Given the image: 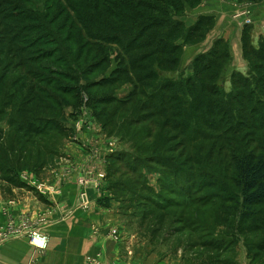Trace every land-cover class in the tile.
I'll return each instance as SVG.
<instances>
[{
  "label": "trees",
  "instance_id": "trees-1",
  "mask_svg": "<svg viewBox=\"0 0 264 264\" xmlns=\"http://www.w3.org/2000/svg\"><path fill=\"white\" fill-rule=\"evenodd\" d=\"M202 2L0 0V183L24 188L19 172L45 168L67 137L66 110L86 98L103 131L131 145L107 167L128 225L138 219L153 235L178 223L196 248L217 253L253 238L248 260L264 263V41L242 37L247 72L231 71L228 92L232 57L219 38L185 76L186 48L214 19L181 18ZM155 172L160 193L146 179ZM205 213L229 243L212 236Z\"/></svg>",
  "mask_w": 264,
  "mask_h": 264
},
{
  "label": "rangeland",
  "instance_id": "rangeland-1",
  "mask_svg": "<svg viewBox=\"0 0 264 264\" xmlns=\"http://www.w3.org/2000/svg\"><path fill=\"white\" fill-rule=\"evenodd\" d=\"M193 13L194 10L181 18V21L188 27L198 21L197 19L200 17L194 18ZM212 18L214 21L208 30L205 41L192 48L190 46L186 48L189 50V54L183 62L182 69L185 76L191 74L192 68L190 63L193 57L201 52L205 53L209 51L212 48L213 41L218 39L214 36L218 35L222 28H220L218 33H214L216 30V20L214 17ZM238 18L236 15L233 16L234 20H238ZM236 31V35L229 40L219 38V40L221 39L228 45L232 57V62L226 71L224 79L226 82H224L223 88L227 92L230 89L228 77L231 71L235 70L242 74H246L247 72V65L242 57V37L247 34V37H249L250 42L255 48L258 47V43L264 41V23L260 24L257 29L251 23L242 24ZM130 89V86L124 87L119 91L118 97H123ZM86 101L87 99L84 98L81 107L77 110L71 108L66 110V119L63 122L65 128L68 130L67 137L63 140L56 155L45 168L40 171L27 169L19 172L18 181L25 186L24 188L11 187L10 189L5 183H0V215L3 221L0 223V243H9L15 239L23 238L30 244L32 243L31 236L29 235L31 232H37L48 243L49 238L45 230L52 222L57 220L49 210L58 207L57 198L61 196L59 193L69 187L72 179H75L78 189L76 207L82 209L89 208V189H92L94 194L99 196L95 202L100 207L107 208L112 202L113 205L111 207H114V210L119 215L120 222L126 226L128 234L139 238V249H144L143 255L154 258L156 263L164 261L167 264H251L247 257L245 243H253V238L242 239L237 246H233V244L228 245L217 253L211 250L196 248L194 246L196 238L192 236H189L191 237L189 238L187 232L179 233L178 229L181 226L178 223H173L169 226V232L173 230L171 238L170 233H167V228L163 231L167 235L164 233L152 235L145 227L141 230L138 226V219H133L130 222L129 218L128 225V222L120 215V205L115 200V197H113V192L107 181V167L109 165V157L125 152L130 153V142L127 139L122 140V137L116 133L113 136H108L93 116ZM86 126H89V129ZM0 128H3V130L7 128L5 120L0 123ZM111 150L113 153H110ZM100 175L103 177L100 178ZM162 178L156 172L146 174L148 186H152L155 193H160L157 181ZM85 181H87L86 185L83 184ZM168 183V181L165 182L167 188ZM83 193L85 196H82ZM163 195L169 197L168 194L164 193ZM175 200L179 201L181 198H175ZM61 204L63 205V201H59V205ZM63 206L66 207L65 204ZM39 207L44 210L48 209V212L36 217L29 214V209ZM171 214L170 218H172L173 222V220L178 218L179 213L172 210ZM200 217L202 218L200 221L209 224L208 228H210L209 231L212 233V236L220 240L226 238L224 229L214 226L208 213L201 214ZM121 236L122 234H118L117 231H112L110 234L111 240L114 243H119ZM199 236L202 237L203 235ZM226 239H228L226 241L229 243L230 238ZM202 240H206V238H202Z\"/></svg>",
  "mask_w": 264,
  "mask_h": 264
},
{
  "label": "crops",
  "instance_id": "crops-1",
  "mask_svg": "<svg viewBox=\"0 0 264 264\" xmlns=\"http://www.w3.org/2000/svg\"><path fill=\"white\" fill-rule=\"evenodd\" d=\"M234 15L239 17L238 20L233 19ZM193 16L214 17V33L222 28L214 37L229 40L236 35V30L246 18L255 29L264 23V0L258 4L204 0L194 10ZM59 194L58 207L49 210L57 220L45 230L49 238L47 248L39 250L23 238L15 239L0 245V264H87L88 260L101 264H167L164 261L156 263L150 256L145 255V258L144 249H139V238L128 234L126 226L111 207L113 203L107 208L100 207L95 202L99 196L92 189L88 191L90 206L85 209L76 207L78 189L75 179ZM59 201H63L66 207L59 205ZM29 212L36 217L45 214L48 209L32 208ZM1 217L0 223L3 222ZM112 231L122 234L119 243L112 242Z\"/></svg>",
  "mask_w": 264,
  "mask_h": 264
},
{
  "label": "built area",
  "instance_id": "built-area-1",
  "mask_svg": "<svg viewBox=\"0 0 264 264\" xmlns=\"http://www.w3.org/2000/svg\"><path fill=\"white\" fill-rule=\"evenodd\" d=\"M243 24H244V25H246V24H250V20H249L248 18L244 19V20H243ZM86 127H87V129H89V126H86ZM110 153H113V151L111 150ZM102 177H103V176L100 175V178H102ZM83 184L86 185V184H87V181L83 182ZM82 196H85V194L83 193ZM20 234H21V233H20ZM22 234H23V233H22ZM29 235L31 236V239H32V240H31L32 243H30L32 246L36 247V248L39 249V250H44V249H46L48 243H46V239H45L43 236H41V235L38 234L37 232H31ZM36 239H38V240L41 241L40 245H38V246L35 245V243H34ZM1 244H3V243H0V245H1ZM87 264H101V263L98 262V261H96V260H88Z\"/></svg>",
  "mask_w": 264,
  "mask_h": 264
},
{
  "label": "bare ground",
  "instance_id": "bare-ground-1",
  "mask_svg": "<svg viewBox=\"0 0 264 264\" xmlns=\"http://www.w3.org/2000/svg\"><path fill=\"white\" fill-rule=\"evenodd\" d=\"M34 243H36L37 245H39V244L41 243V241L38 240V239H36ZM36 244H35V245H36Z\"/></svg>",
  "mask_w": 264,
  "mask_h": 264
}]
</instances>
